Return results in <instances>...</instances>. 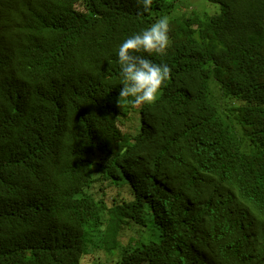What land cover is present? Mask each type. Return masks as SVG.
Returning <instances> with one entry per match:
<instances>
[{
  "label": "trees",
  "instance_id": "trees-1",
  "mask_svg": "<svg viewBox=\"0 0 264 264\" xmlns=\"http://www.w3.org/2000/svg\"><path fill=\"white\" fill-rule=\"evenodd\" d=\"M182 1L0 0V264H264V0L172 17L171 79L117 104Z\"/></svg>",
  "mask_w": 264,
  "mask_h": 264
},
{
  "label": "clouds",
  "instance_id": "clouds-1",
  "mask_svg": "<svg viewBox=\"0 0 264 264\" xmlns=\"http://www.w3.org/2000/svg\"><path fill=\"white\" fill-rule=\"evenodd\" d=\"M142 15L151 10L153 0H137ZM170 20L167 14L160 16L149 27L125 39L118 48L121 85L117 104L131 106L153 104L166 82L171 79L172 69L166 63H156L148 56L164 55L170 46Z\"/></svg>",
  "mask_w": 264,
  "mask_h": 264
},
{
  "label": "rangeland",
  "instance_id": "rangeland-1",
  "mask_svg": "<svg viewBox=\"0 0 264 264\" xmlns=\"http://www.w3.org/2000/svg\"><path fill=\"white\" fill-rule=\"evenodd\" d=\"M212 8V9H211ZM188 11H194V13L198 14V16L203 17L206 13H212L214 11H218L217 6L209 5L206 0H183L182 3L169 15L172 17H178L181 16L184 13H187ZM134 121L132 119L129 124H131ZM94 193L99 196L100 195V189L96 188L94 190ZM154 235V232H153ZM123 241L126 244L127 243V237H123ZM147 259L146 256L135 254L133 256L127 257L125 264H143L145 260ZM113 263V262H111Z\"/></svg>",
  "mask_w": 264,
  "mask_h": 264
}]
</instances>
